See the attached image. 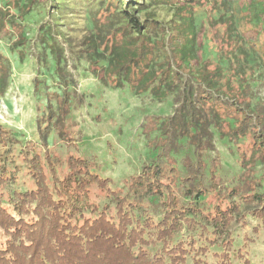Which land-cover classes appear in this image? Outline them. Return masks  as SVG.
I'll return each instance as SVG.
<instances>
[{
    "label": "trees",
    "instance_id": "16d2710c",
    "mask_svg": "<svg viewBox=\"0 0 264 264\" xmlns=\"http://www.w3.org/2000/svg\"><path fill=\"white\" fill-rule=\"evenodd\" d=\"M2 1L9 10L0 12V28L28 15L37 0ZM145 1L152 7H173L176 22L170 23L169 32L152 14L142 22L135 15ZM201 1L132 0L123 6L121 0L100 2L93 18L99 33L107 23L117 27L83 41L91 73L112 88L121 81L131 83L159 101L170 98L174 105L171 116L148 122L159 133L151 140L155 151L159 147L158 155L119 187L111 188L110 180L101 177L90 160L66 150L73 145L67 96H55L57 110L48 108L36 119L40 154L0 127V264H185L188 260L202 264L218 241L224 248L219 264H232L233 224L241 221L239 202L259 206L253 215L264 218V198L248 171L241 174V185L222 181L220 162L210 155L216 151L214 134L237 146L244 163L250 164L248 170L257 163L264 165V109L240 100L246 82L242 71L227 74L219 62L209 67V59L193 54L197 36L188 28L193 26L192 8ZM236 1L243 11L253 6V18L261 21L258 36L264 33V0L225 2L231 7ZM9 31L16 45L24 42L19 24L10 23ZM11 33L3 31L7 37ZM159 34L165 35L163 43L155 40ZM257 39L246 40L236 32L230 41L233 54L246 63L258 60L251 74L255 67H264V39L259 46ZM48 49L58 85H70L60 66L62 50L53 43ZM4 60L0 52V93L8 76ZM99 61L105 64L99 66ZM235 77L240 83L232 88ZM38 84L34 82L35 90ZM51 133L55 140L48 147ZM59 142L66 145L62 154L51 150ZM21 177L24 191L2 193L6 184Z\"/></svg>",
    "mask_w": 264,
    "mask_h": 264
},
{
    "label": "rangeland",
    "instance_id": "374dc122",
    "mask_svg": "<svg viewBox=\"0 0 264 264\" xmlns=\"http://www.w3.org/2000/svg\"><path fill=\"white\" fill-rule=\"evenodd\" d=\"M0 1V12L5 13L9 9ZM101 1L37 0L28 15L22 19L14 18L11 22L8 20L5 27L0 28V52L5 57L4 65L8 71L5 88L0 93V127L20 142H28L40 154L42 151L36 145V119L42 117L48 108L54 112L57 110L55 96H67V103L70 105L69 121L73 125V145H69L66 150L90 160L96 172L109 179L110 187L114 188L119 187L130 176L136 175L144 162L158 155L159 147L155 151L151 140L157 139L159 133L148 122H159L163 117L171 116L174 105L170 98L159 101L160 97L140 90V87L131 83L121 81L118 88H112L91 73L93 68L89 67L82 43L85 39L96 38L99 33L93 18ZM221 1L202 0L193 6L192 30L188 28L191 35L195 38L197 36L193 54L209 59V67L219 62L227 74L242 71L248 87L243 80L240 100L249 102L251 108L264 109V67H255L256 71L251 74V66L258 63L256 57L248 59L246 63L241 55L233 54V44L230 43L238 32L246 40L258 38L256 44L259 46L264 33L258 36L256 26L261 21L253 18V6L247 5L243 11L239 1L232 2L231 7L226 5V0L222 1L223 5H219ZM130 2L132 0H121L122 6L125 3L132 4ZM149 14L161 24L165 32H169L171 22H176L173 20V7H152L146 1L142 10L135 15L142 22L145 15ZM12 22L23 29L24 42L20 45L15 44V35L9 31ZM116 27L111 28L107 23L98 35L103 36L107 34V30L113 31ZM13 30L19 32L16 25ZM3 31L11 33L10 36H5ZM160 39L163 43L165 35L159 34L155 40ZM50 43L63 52L60 66L66 79L70 80V85H58L60 79L54 72V57L48 49ZM228 51H231L230 54ZM19 52L22 53V59ZM99 62V66L105 64V61ZM186 63L184 61L183 65ZM35 81L39 83L37 90L34 88ZM230 82L232 88H237L240 83L237 77ZM52 140L55 137L51 133L47 140L48 147L52 146ZM214 146L216 151L210 155L220 162L218 173L222 181L229 185H241L244 177L241 174L244 170L248 171L252 176L250 180L259 184L257 192L264 198V165L257 163L248 170L246 167L250 164L244 163L237 146L220 139L216 134ZM64 147L66 145L59 142L58 147L51 150L62 154ZM22 179L23 177L16 183L6 184L2 193L9 196L13 192L24 191L26 187ZM258 208L255 204L245 205L239 202L241 221L233 224L230 249L232 264H264V218L253 215V211ZM223 251L224 248L218 241L217 245L208 249L202 258V264H219ZM185 264L193 263L188 260Z\"/></svg>",
    "mask_w": 264,
    "mask_h": 264
}]
</instances>
